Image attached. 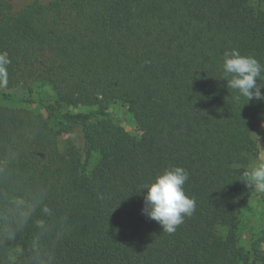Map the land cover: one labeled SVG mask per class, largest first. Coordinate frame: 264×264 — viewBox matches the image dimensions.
<instances>
[{"label":"trees","instance_id":"obj_1","mask_svg":"<svg viewBox=\"0 0 264 264\" xmlns=\"http://www.w3.org/2000/svg\"><path fill=\"white\" fill-rule=\"evenodd\" d=\"M231 49L264 65V0H33L21 9L0 0L6 87L26 90L1 95L47 112L0 104V229L15 231L0 264H264V235L262 245L239 244L251 188L241 179L264 101L228 89ZM114 102L140 134L107 119L83 124ZM81 124L83 148L62 151L59 136ZM173 166L188 172L196 208L170 234L142 209L144 186Z\"/></svg>","mask_w":264,"mask_h":264},{"label":"clouds","instance_id":"obj_2","mask_svg":"<svg viewBox=\"0 0 264 264\" xmlns=\"http://www.w3.org/2000/svg\"><path fill=\"white\" fill-rule=\"evenodd\" d=\"M10 63L5 55H0V87L8 84L7 65ZM222 79L227 81L228 89L237 93L236 100L244 97L249 101H264L260 77L264 74L262 65L254 56L242 55L237 49L227 50L223 54ZM259 80V83L257 82ZM189 178L188 172L180 166H173L158 175L153 182L144 186L145 206L142 214L158 222L163 231L174 233L177 227L184 222L186 216H191L196 208V202L184 190ZM242 181L252 190L264 193V164H259L251 172L242 175ZM36 204L24 206L23 211L16 213L15 224L22 227L30 218ZM43 211L49 213L50 209L44 205ZM38 227H44V221L38 222ZM15 238L12 227L0 229V244Z\"/></svg>","mask_w":264,"mask_h":264},{"label":"rangeland","instance_id":"obj_3","mask_svg":"<svg viewBox=\"0 0 264 264\" xmlns=\"http://www.w3.org/2000/svg\"><path fill=\"white\" fill-rule=\"evenodd\" d=\"M32 1L33 0H13V6L15 9H21ZM43 85H45V88H48L47 84H43L40 81L34 83L35 89L38 87L42 88ZM1 93H10L16 96H23L26 95V90H24L23 87H0V104L9 107H25L34 109L44 113V115L47 117L46 110L38 103H19L12 99L3 97ZM48 93L49 95H53L50 89H48ZM91 109L93 108L85 106L73 107L65 105L63 107L64 111L70 110L72 112H88ZM105 119L116 122L119 126L131 133L140 134L137 130L133 117L128 113L127 108L121 102L111 103L104 116H93L90 120L86 122L84 121L83 124L101 122ZM83 124L76 128L74 135L63 133L59 136V147L62 151L71 144L83 148V142L81 140V130ZM253 138L257 143V149L249 156V160L246 164L249 172H251L259 164H264V113L258 117L257 126L253 130ZM99 159V152L94 151L90 159V168H93L98 163ZM216 230L218 234L226 235L228 233L229 226L225 224H219ZM239 231V244L241 246L248 249L251 241H257L260 245H262L261 239L264 235V193H258L250 188L248 201L242 206L239 213Z\"/></svg>","mask_w":264,"mask_h":264}]
</instances>
